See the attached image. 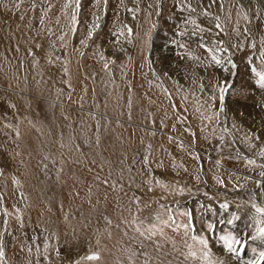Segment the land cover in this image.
Wrapping results in <instances>:
<instances>
[{"label": "rangeland", "instance_id": "1", "mask_svg": "<svg viewBox=\"0 0 264 264\" xmlns=\"http://www.w3.org/2000/svg\"><path fill=\"white\" fill-rule=\"evenodd\" d=\"M26 14L80 65L41 69ZM252 69L259 0H0V264H264Z\"/></svg>", "mask_w": 264, "mask_h": 264}, {"label": "bare ground", "instance_id": "2", "mask_svg": "<svg viewBox=\"0 0 264 264\" xmlns=\"http://www.w3.org/2000/svg\"><path fill=\"white\" fill-rule=\"evenodd\" d=\"M259 2L264 6V0H259ZM27 15V14H26ZM28 21L23 23L24 31L20 34V46H23L25 49H30L31 47L33 49L40 50L38 52L40 55H43L42 57V67L41 69H45L46 67L50 66H56V63L58 60L62 61L58 66L62 67L61 69H68V68H74V65L80 62L79 60H82L79 57L78 51L76 50H52V47L48 45V41L50 39H57L59 40L62 36H66L64 33V28L60 27L59 29H55L52 24H49L45 21H42L40 24V27H36L35 23L37 22L36 16H31V14L26 16ZM5 21V20H4ZM20 24V23H19ZM16 25V24H15ZM44 29V33L40 34L39 31H42ZM13 30V29H12ZM53 32H56L53 36ZM51 47V48H49ZM6 48V47H5ZM69 65V66H68ZM82 65V64H81ZM80 67V66H79ZM56 68V67H55ZM59 68V67H58ZM76 68V67H75ZM74 68V69H75ZM73 69V70H74ZM84 69V68H83ZM7 71V70H6ZM53 71V70H52ZM72 73V71H71ZM41 74V71H40ZM44 74V73H43ZM66 74V73H65ZM62 75L57 74L54 75V81H63L66 84L70 85L73 83V79L71 76L65 77L66 79H60ZM79 76H82L79 74ZM42 77V76H41ZM51 77V76H50ZM53 77V76H52ZM45 78V77H44ZM45 80V79H44ZM52 82V81H51ZM47 83V82H46ZM50 83V82H49ZM52 84V83H51ZM53 85V84H52ZM51 86V85H49ZM83 86V85H82ZM69 87V86H68ZM82 88V87H81ZM52 89V88H51ZM60 91V90H59ZM83 92V91H81ZM56 94V93H55ZM78 94V93H77ZM83 94V93H82ZM82 94H80L82 96ZM57 95V94H56ZM63 95V94H62ZM79 99V98H78ZM80 100V99H79ZM82 100V99H81ZM18 104V103H17ZM24 107V106H23ZM21 108V107H20ZM78 119V118H77ZM76 119V120H77ZM80 122V121H79ZM78 124V123H77ZM83 132V131H82ZM72 134V133H71ZM68 135V134H67ZM69 136V135H68ZM77 139L79 142L82 141V136L79 131L76 133ZM65 138V137H64ZM68 138V137H67ZM76 138V137H75ZM73 139V138H72ZM81 139V141H80ZM64 140V139H63ZM74 140V139H73ZM83 142V141H82ZM61 143V142H60ZM78 143V142H77ZM75 144V143H74ZM76 147V146H75ZM77 148V147H76ZM78 149V148H77ZM83 149V148H82ZM79 151V150H78ZM81 154V153H80ZM79 154V156H80ZM177 196V195H176Z\"/></svg>", "mask_w": 264, "mask_h": 264}, {"label": "snow or ice", "instance_id": "3", "mask_svg": "<svg viewBox=\"0 0 264 264\" xmlns=\"http://www.w3.org/2000/svg\"><path fill=\"white\" fill-rule=\"evenodd\" d=\"M77 5L79 6V0H77ZM245 19H247V17H245ZM72 20H73V23L76 22V16L75 15H73ZM217 27H219V25H217ZM91 35H92V32H89V37H91ZM200 46L204 47L203 44H201ZM208 51H209V54L211 56V60L216 65H220L222 63L221 59L218 58L214 53H212V51L210 49ZM229 63H231V61H229ZM232 67L235 68V65L233 64ZM252 71L255 72L256 76L258 77V80H257L258 85L261 88H264V71H256V69H252ZM224 91H225V89L221 86L220 87V92H221L220 100H221V102H223V99H224V96H223ZM261 175H264V173H261ZM222 207L226 208L227 205H222ZM253 207L255 208V210H256V212L258 214L264 215V207H259V206L255 205V204L253 205ZM109 223H110V221H109ZM228 223H232V221L230 220V221H228ZM257 223L259 224L260 222L257 221ZM141 226H143V225L141 224ZM154 227L155 226H153V228H148V229L145 230V232H147L146 236H145V232H141L140 231V228H137L136 231L139 232L141 236H145L146 239L151 240L152 236L155 234ZM256 236L258 238L264 239V225H261L260 227H258L257 232H256ZM200 243L201 244H205V242L203 240H201ZM225 243H226V245H227V247H228V249L230 251H234L235 250L233 248V243H234L233 241L226 240ZM235 243H238V241H235ZM241 247H243V245H241ZM46 248H47V246H46ZM57 254L59 255V250L57 251ZM3 255H4L3 249L0 248V258H2ZM192 255H194V253H192ZM205 256L207 257V253H205ZM260 258L264 259V252L260 253ZM83 259L97 260V259H99V256L94 253L92 255L84 257ZM77 264H78V262H77ZM210 264H211V262H210Z\"/></svg>", "mask_w": 264, "mask_h": 264}]
</instances>
